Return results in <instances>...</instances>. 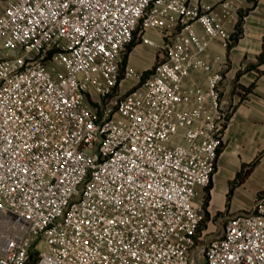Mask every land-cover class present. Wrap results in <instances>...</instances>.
Listing matches in <instances>:
<instances>
[{
  "label": "built area",
  "instance_id": "obj_1",
  "mask_svg": "<svg viewBox=\"0 0 264 264\" xmlns=\"http://www.w3.org/2000/svg\"><path fill=\"white\" fill-rule=\"evenodd\" d=\"M239 1L217 0L219 16L192 0H9L0 264H264V194L215 236L195 201L231 119L210 49L232 42ZM152 31L158 60L139 83L122 54Z\"/></svg>",
  "mask_w": 264,
  "mask_h": 264
},
{
  "label": "crops",
  "instance_id": "obj_2",
  "mask_svg": "<svg viewBox=\"0 0 264 264\" xmlns=\"http://www.w3.org/2000/svg\"><path fill=\"white\" fill-rule=\"evenodd\" d=\"M8 2L0 0V12ZM192 3L213 4L215 13L223 14L217 0H192ZM225 20L232 32V42L225 45L216 39L210 56L220 55L222 58L217 68L225 73L222 97L228 104L231 119L226 125L223 147L212 180L206 209L210 219L220 213L228 217L232 209L226 195L221 204H214L213 200L215 176L223 166L228 168V176L251 184L255 197L264 188V0H240L236 12ZM147 35L154 44L145 43L150 47H146L144 55L137 57L135 54L143 46L140 43L132 47L126 58V63L139 70L150 68L161 44V36L157 32H148ZM226 190L228 192L229 189ZM254 200L246 207V212L253 207Z\"/></svg>",
  "mask_w": 264,
  "mask_h": 264
},
{
  "label": "rangeland",
  "instance_id": "obj_3",
  "mask_svg": "<svg viewBox=\"0 0 264 264\" xmlns=\"http://www.w3.org/2000/svg\"><path fill=\"white\" fill-rule=\"evenodd\" d=\"M143 45L142 48L137 50L135 53L137 57H141L144 55L146 47H150L148 44H145L141 41L138 34H136L135 44ZM130 51V47L127 46L126 50L122 54V63L121 66L124 65L125 59L127 57L128 52ZM158 53V52H157ZM158 60V54L153 60L152 65L148 69L139 70L143 74L141 76V81L139 83H143L149 76L150 72L153 70L156 62ZM48 66L53 69L52 64H48ZM138 82L137 80H125L123 82V88L129 89L130 87H133L135 83ZM227 174H229L228 168L223 166L220 171L215 176V185H214V204H221L224 200V196L226 195V200L228 199L229 206H232V209L229 212V216H234L238 213H245L246 207L251 205L253 203L255 195L253 194L251 188V184L248 185L247 181L243 180L240 181V179L235 180L234 177H230ZM244 174V173H243ZM241 174V176L243 175ZM246 176H243L242 178H245ZM225 188L229 189L225 191ZM206 189V188H205ZM203 189V187H197L198 195L195 199L196 202L202 201L206 196V191ZM264 189V188H263ZM262 189V190H263ZM203 190L205 193L203 194ZM224 191V193H223ZM258 198V194L255 197V200ZM254 200V203H255ZM254 205V204H253ZM237 207V209H236ZM228 215V214H227ZM227 217H223V215L218 214L211 220L210 224L206 227L209 229V234L212 236L219 235L221 233V230L223 228V225L225 224V220ZM203 256V255H201Z\"/></svg>",
  "mask_w": 264,
  "mask_h": 264
},
{
  "label": "trees",
  "instance_id": "obj_4",
  "mask_svg": "<svg viewBox=\"0 0 264 264\" xmlns=\"http://www.w3.org/2000/svg\"><path fill=\"white\" fill-rule=\"evenodd\" d=\"M135 39H136V35L134 36V38H133V40L131 41V43L128 45V47H130V50H131L132 47L135 45ZM126 58H127V57H126ZM125 63H126V59H125L124 64H125ZM222 147H223V145H222ZM222 147H221V149H220V152H221V150H222ZM211 188H212V182H211L210 185H208V186L206 187V189H205V191H206V196H205V198H204V206L206 207V209H207L208 202H209V200H210V190H211ZM263 194H264V189L258 193V197H261Z\"/></svg>",
  "mask_w": 264,
  "mask_h": 264
}]
</instances>
